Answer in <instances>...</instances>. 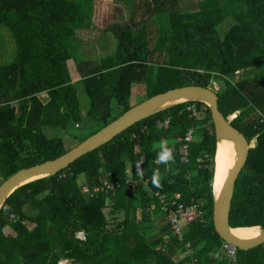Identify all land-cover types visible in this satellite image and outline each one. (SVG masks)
Instances as JSON below:
<instances>
[{
  "label": "trees",
  "instance_id": "obj_1",
  "mask_svg": "<svg viewBox=\"0 0 264 264\" xmlns=\"http://www.w3.org/2000/svg\"><path fill=\"white\" fill-rule=\"evenodd\" d=\"M143 5L138 20L130 10L126 22L109 26L118 41L113 53L91 61L82 52L75 55L69 39L90 24L93 0H0V51L4 34L13 44L11 56L15 48L13 58L0 63V183L68 151L61 137H48L43 128L68 132L83 118L100 128L131 107L133 84H144L146 96L183 84L216 85L219 112L254 141L235 180L229 225L263 227L264 0H145ZM227 18L233 24L224 35L219 27ZM189 105L193 111L185 109ZM166 119V127L158 125ZM188 129L193 139L183 157L179 146ZM165 140L175 148V161L157 164ZM214 157V132L203 102L181 101L141 119L4 200L0 264H230L210 257L224 242L211 223ZM139 161L143 181L126 188L128 178H140ZM156 168L161 189L151 185ZM102 179L119 186L101 191ZM154 192L194 207L195 218L181 225L180 234ZM81 230L85 240L76 236ZM231 264H264V243L236 248Z\"/></svg>",
  "mask_w": 264,
  "mask_h": 264
},
{
  "label": "water",
  "instance_id": "obj_2",
  "mask_svg": "<svg viewBox=\"0 0 264 264\" xmlns=\"http://www.w3.org/2000/svg\"><path fill=\"white\" fill-rule=\"evenodd\" d=\"M173 99L203 102L207 106L210 114L215 142L219 138L224 137L231 139L233 143L235 152L234 163L227 172L216 195H214L213 189L211 188L213 198L211 223L214 232L221 240L237 249L247 250L264 243V226L260 227L258 235L251 238H240L231 231L232 228H236L229 225V212L235 180L246 161L249 148L254 145L250 146L251 140L248 141L244 134L230 124L223 114L219 112L215 88L207 85L183 84L147 96V98L131 106L117 118L109 121L96 130L95 133L75 144L60 156L22 168L4 179L0 183V203L3 204L4 200L9 197L11 193L26 182L56 173L60 169L67 167L69 163L81 155L94 150L99 145L110 140L114 135L121 133L141 119L175 104L163 105Z\"/></svg>",
  "mask_w": 264,
  "mask_h": 264
},
{
  "label": "rangeland",
  "instance_id": "obj_3",
  "mask_svg": "<svg viewBox=\"0 0 264 264\" xmlns=\"http://www.w3.org/2000/svg\"><path fill=\"white\" fill-rule=\"evenodd\" d=\"M144 1L145 0H133L129 6L126 5V2L123 0H93V12L90 24L85 29L75 31V36L72 38L73 40L69 39V43L74 47V54L81 56L79 53L82 52V58L88 56L91 61H96L105 54L113 53L114 47L117 46L118 41L108 31L109 26L114 23L126 22L129 19L130 10H133L136 13L135 18L138 20V18H140V13L145 10L143 5ZM232 24V20L227 18L219 28L223 30V34L225 35V32ZM3 39L5 40V43L0 51V63L10 61L15 54V48L12 56L10 54L11 46H13L10 39L7 38L5 34L3 35ZM132 86L133 89L131 90L130 96L131 106L147 98L144 84L138 83L133 84ZM214 86L217 87L216 85ZM76 88L81 106L86 107L88 101L80 83L77 84ZM97 127L96 123H88V121L83 118V121L80 122L78 127L70 124L68 132H65L58 127H45L43 129L48 137H61L64 140L65 148L69 150L75 144L95 133V131L99 129ZM104 212L109 223H112L109 208H106ZM189 252L190 251L186 250L184 253L187 254ZM184 253L180 252L173 258L178 260ZM58 264L69 263L62 261Z\"/></svg>",
  "mask_w": 264,
  "mask_h": 264
},
{
  "label": "built area",
  "instance_id": "obj_4",
  "mask_svg": "<svg viewBox=\"0 0 264 264\" xmlns=\"http://www.w3.org/2000/svg\"><path fill=\"white\" fill-rule=\"evenodd\" d=\"M215 88V86H213ZM185 109H190L193 111V108L189 105L186 106ZM234 116V115H233ZM168 124V120H164L163 122H158L159 126L166 127ZM191 129H188L183 136L184 143L179 146V152L183 157L186 155V145L187 142L191 141L192 133ZM143 180L141 178H135V179H127L126 180V188L129 187H135L139 183H141ZM119 186V182H111L106 179H102L100 190H113L114 188ZM83 191H87L86 188H83ZM154 195L158 198L159 203L161 207L163 208L164 212L167 213L166 219L169 221L171 227L173 228L174 232L176 234H180L181 232V225L185 223L191 222L194 218V207L192 208H184L182 203H178L176 198L168 202L166 195L154 192ZM175 207V209H174ZM11 218H14V216H11ZM187 250L191 252V246L187 242L186 243ZM210 257L212 258H226L229 260L230 264L234 263L236 260V247L230 246L228 243L223 242V244L220 245V247L213 253L210 254ZM65 262H68L67 260H64Z\"/></svg>",
  "mask_w": 264,
  "mask_h": 264
},
{
  "label": "bare ground",
  "instance_id": "obj_5",
  "mask_svg": "<svg viewBox=\"0 0 264 264\" xmlns=\"http://www.w3.org/2000/svg\"><path fill=\"white\" fill-rule=\"evenodd\" d=\"M183 101L182 99H173L163 104L164 106L172 103H178ZM254 145L253 139L250 141V146ZM235 160V152L233 149V143L231 139L221 137L215 142V157H214V173H213V193L216 195L221 183H223L227 172L233 165ZM232 233L240 238L255 237L260 232V227L253 228H232Z\"/></svg>",
  "mask_w": 264,
  "mask_h": 264
},
{
  "label": "clouds",
  "instance_id": "obj_6",
  "mask_svg": "<svg viewBox=\"0 0 264 264\" xmlns=\"http://www.w3.org/2000/svg\"><path fill=\"white\" fill-rule=\"evenodd\" d=\"M174 152H175L174 146H169V144L166 140L162 141L159 144V150L156 153L155 162L157 164H164V165H168L169 163H174V161H175ZM141 163H142V161L137 162L135 164V167L137 170L136 174L142 179L143 175H144V170L141 169V167H140ZM151 185L156 189H161L163 187L162 175H161V172L158 168L153 169V171H152ZM0 207H3L5 211H8V208L6 206H4L2 203H0ZM76 236L80 240L86 239V233L83 230L76 233Z\"/></svg>",
  "mask_w": 264,
  "mask_h": 264
},
{
  "label": "crops",
  "instance_id": "obj_7",
  "mask_svg": "<svg viewBox=\"0 0 264 264\" xmlns=\"http://www.w3.org/2000/svg\"><path fill=\"white\" fill-rule=\"evenodd\" d=\"M133 89V86H132V88H131V90ZM62 262V261H61Z\"/></svg>",
  "mask_w": 264,
  "mask_h": 264
}]
</instances>
